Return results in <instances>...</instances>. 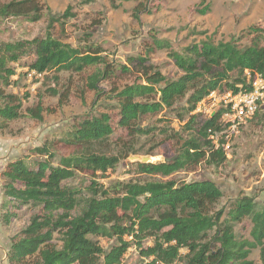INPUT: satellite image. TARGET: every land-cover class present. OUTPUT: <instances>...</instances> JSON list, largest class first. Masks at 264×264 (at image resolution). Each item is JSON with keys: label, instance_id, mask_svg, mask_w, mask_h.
<instances>
[{"label": "trees", "instance_id": "obj_1", "mask_svg": "<svg viewBox=\"0 0 264 264\" xmlns=\"http://www.w3.org/2000/svg\"><path fill=\"white\" fill-rule=\"evenodd\" d=\"M78 1L82 5L93 2ZM30 9L29 2L0 5V18L22 16ZM70 11L60 19H50L43 38L0 44V87L8 88L15 75L10 65L22 60L28 72L55 84L62 73L84 75L86 90L96 96L100 82L130 75L131 68L143 81L132 84L123 96L131 104L116 105V120L108 114L83 118L30 150L29 157L16 160L2 174L7 206L16 212L21 208L33 212L12 242L9 264H121L132 247L139 253L140 264H254L250 255L255 249L264 260V205L257 208L252 200L240 198L227 212L216 210L222 193L213 182L162 180L202 162L219 167L226 161L225 142L214 138L225 126L223 111L210 118L196 110L212 93L248 92L253 81L264 79V29L247 30L250 40L246 48L233 39L218 44L206 40L175 52L166 41L154 39L142 57H129L125 65L116 67L88 39L81 47H73L51 34L56 24L63 32L66 19L74 17ZM206 12L207 8L202 11ZM39 19V15L31 17L32 22ZM158 51L168 54L180 74L172 83L152 64ZM170 86L172 91L167 94ZM68 92L61 94L63 103ZM47 93L58 95L54 89ZM158 95L169 109L176 101L183 103L171 113L184 123L185 136L171 132L180 146L174 159L135 163L138 174L157 179L117 183L110 188L95 181L69 184L76 174L94 177L116 166L117 158L106 155L116 129L126 133L116 144L124 149L133 146L127 147L123 139L137 140L152 133L139 123L153 114L150 105ZM0 100L4 121L20 118L21 106L15 96L1 90ZM27 113L41 120L43 109L38 105ZM258 116L264 121V108L249 121ZM13 216L5 212L4 221ZM245 222L248 239L242 232ZM55 234L60 236L59 246L52 244ZM98 239L114 240L115 245L105 251ZM147 241L151 245L144 247Z\"/></svg>", "mask_w": 264, "mask_h": 264}, {"label": "rangeland", "instance_id": "obj_2", "mask_svg": "<svg viewBox=\"0 0 264 264\" xmlns=\"http://www.w3.org/2000/svg\"><path fill=\"white\" fill-rule=\"evenodd\" d=\"M13 2H29L31 9L22 16L0 18V44L43 38L50 19H60L71 9L70 13L74 17L66 19L63 32L56 24L51 34L73 47H81L88 39L89 44L102 49L107 63L116 67L125 65L129 57H142L154 39L166 41L175 52L206 40L218 44L233 39L240 47L246 48L250 40L246 35L247 30L251 27L264 29V0H93L89 5H82L78 0H0V5ZM205 8L207 12L203 14ZM138 9L142 12L138 13ZM33 15H39L40 19L32 22ZM24 62L22 60L20 64L10 65L15 75L8 88L0 87L3 94L15 96L21 106L18 111L20 118L4 121L0 117V264H9L8 254L12 242L28 225L33 213L27 208L16 212L7 206L2 174L9 171L16 160L29 157L30 150L83 118L108 114L116 120V105L131 104L123 96L128 94L132 84L143 81L142 75L131 68L130 75L100 82L99 95L96 96V93L86 90L84 75L62 73L55 84L28 72L27 67L22 66ZM152 64L168 83L180 75L168 54L163 51L153 55ZM47 89H54L58 95L48 96ZM65 91H69L68 98L63 103L61 94ZM171 91L170 86L166 93ZM158 97L150 105L153 114L144 116L139 123L140 127L152 133L137 140L123 139L127 147L133 146L124 149L116 144L118 137L123 138L126 133L116 129L112 135V147L106 153L117 158L116 166L104 175L97 173L94 177H86L76 174L69 184L95 181L104 188H110L117 183H144L157 179L138 174L135 163H142L145 158L148 159L145 163L174 159L180 152V146L171 132L185 136L181 130L184 123L179 121L175 112L171 113L172 108L176 109L183 103L176 101L169 109ZM3 105L0 100V110ZM38 105L43 109L41 120H35L27 113V110ZM214 138H222L225 142L226 161L221 166L202 162L191 170L178 172L162 180L213 182L222 193L216 210L227 212L240 198L250 199L257 208L262 207L264 121L258 116L234 128L225 125ZM5 212L14 214L7 223L4 221ZM248 230L249 225L245 222L242 232L247 239ZM59 237L58 234L54 235L53 245H60ZM98 241L105 251L115 245L114 240ZM150 245L151 242L147 241L144 247ZM250 260L254 264H264L257 249L251 252ZM121 264H140L138 251L134 247L129 249Z\"/></svg>", "mask_w": 264, "mask_h": 264}, {"label": "built area", "instance_id": "obj_3", "mask_svg": "<svg viewBox=\"0 0 264 264\" xmlns=\"http://www.w3.org/2000/svg\"><path fill=\"white\" fill-rule=\"evenodd\" d=\"M205 103L207 105H204ZM263 108L264 79H256L250 84L248 92L239 91L236 94L226 93L224 95L210 94L207 100L200 103L196 112H203L211 118L221 110L224 113L221 120L224 123L227 120L225 125L234 128L245 120H249L256 111H261ZM225 110L226 112H224Z\"/></svg>", "mask_w": 264, "mask_h": 264}, {"label": "water", "instance_id": "obj_4", "mask_svg": "<svg viewBox=\"0 0 264 264\" xmlns=\"http://www.w3.org/2000/svg\"><path fill=\"white\" fill-rule=\"evenodd\" d=\"M261 110H262V109H261ZM146 160H148V159L145 158V159L142 161V163H145ZM164 162H165V161H164ZM147 163H148V162H147Z\"/></svg>", "mask_w": 264, "mask_h": 264}]
</instances>
